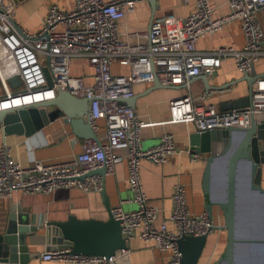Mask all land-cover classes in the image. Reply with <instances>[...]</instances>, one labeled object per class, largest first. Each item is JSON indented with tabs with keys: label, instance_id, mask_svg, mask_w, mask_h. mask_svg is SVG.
Instances as JSON below:
<instances>
[{
	"label": "built area",
	"instance_id": "built-area-1",
	"mask_svg": "<svg viewBox=\"0 0 264 264\" xmlns=\"http://www.w3.org/2000/svg\"><path fill=\"white\" fill-rule=\"evenodd\" d=\"M138 0H74L73 8L61 10L50 5L41 29L28 33L14 25V0H0V112L25 108L54 100L59 90L88 99L87 121L97 140L83 139L80 152L68 160H33L22 166L13 160L10 148L0 146V199L15 192L50 194L57 189L78 188L100 193L104 178L115 167L126 163L127 185L136 210L113 207L111 215L119 222L126 249L110 256L76 255L70 247L48 249L38 257L43 262L69 264H117L126 259L128 244L139 239L167 256L163 264H182L178 241L183 236H209L220 227L202 212L193 214L186 204V188L173 187L171 211L166 220H158V210L148 204L140 170L142 161L159 166L179 152L172 135H164L158 144L143 148V121L128 105L139 84L166 86L189 85L193 78L210 77L229 59L242 76L251 75L264 59V0H225L227 13L215 17L208 0H193V10L183 19L153 21L143 31L125 34L120 24L132 13ZM237 23L243 46H221L212 52H200L197 42L214 36L226 26ZM84 59L88 75L72 76L71 65ZM127 68L128 74L113 75L111 65ZM51 80L47 82L44 71ZM16 77L15 83L9 80ZM87 80H90L88 82ZM171 123L192 124L197 133L226 128H248L251 118L264 120V75L251 84L250 103L244 109L219 113L213 106H195L190 97L176 98L169 106ZM99 122L105 135L98 137ZM191 161L200 155L190 151ZM103 169L104 174L91 173ZM171 225L172 228H169ZM222 228L225 229V226Z\"/></svg>",
	"mask_w": 264,
	"mask_h": 264
},
{
	"label": "crops",
	"instance_id": "crops-1",
	"mask_svg": "<svg viewBox=\"0 0 264 264\" xmlns=\"http://www.w3.org/2000/svg\"><path fill=\"white\" fill-rule=\"evenodd\" d=\"M208 1L215 10V17L227 13L225 0ZM14 2L16 5L14 22L20 30L28 33H36L41 29L50 5H57L63 11L71 10L74 5V0H14ZM193 6V0H156L153 12L147 0H138L134 11L121 22L120 32L124 37V33L146 30L153 21L167 18L181 20L193 10ZM243 43L240 27L237 23H233L214 36L200 39L197 42V49L200 52H212L221 46L240 49ZM73 62L84 65L85 75L90 73L84 59H76ZM111 72L117 76L128 74L127 68L120 67L116 63L111 65ZM252 75H264V59L254 67ZM241 77L242 75L235 69L233 60L229 59L207 80L209 85L220 87ZM151 86L152 84H139L133 87L136 96L133 109L147 124L141 133L142 146L153 147L159 143L162 136L169 134L173 136L175 148L179 153L159 166L142 161L140 179L148 204L158 210L159 221L166 220L171 211L173 187L181 183L186 188V204L190 212L196 215L205 212L207 201L201 182L206 157L200 155L196 161L190 160L186 152L187 150L192 152L189 136L196 131L192 124L170 122V101L190 97L195 106L211 105L219 113L229 112L235 110L230 108L231 102L241 100L248 95L247 84L242 81L228 89L212 90L208 93L205 92L203 82L200 80L193 81L189 85L152 91ZM51 110L53 108H47V112ZM99 125L98 137L102 139L105 135V126L103 122H99ZM3 141L10 148L13 160L22 166H28L33 160L45 162L68 160L80 152L83 139L73 135L70 125L58 116L30 137L7 135L0 130V146ZM261 168V185L264 188V165ZM104 190L110 210L116 206H120L125 212L136 210L137 206L130 202L133 194L127 185L125 162L115 167L113 175L104 178ZM15 213L26 215L29 223L26 227H38V231L26 243L31 256L24 264H69L43 262L38 259L41 253L48 250L43 229L46 223L64 221L69 216L79 220L105 221L108 218L100 193L83 192L78 188L57 189L50 194L32 195L18 191L10 198L0 199V234L8 227L12 214ZM212 219L220 229L207 236L199 264H214L224 253L227 233L222 228L225 226L222 212L215 205L212 206ZM169 228H172L171 225ZM128 249L129 264H163L167 256L166 253L154 249L139 239H133L128 244ZM126 261L121 259L117 264H125Z\"/></svg>",
	"mask_w": 264,
	"mask_h": 264
},
{
	"label": "water",
	"instance_id": "water-1",
	"mask_svg": "<svg viewBox=\"0 0 264 264\" xmlns=\"http://www.w3.org/2000/svg\"><path fill=\"white\" fill-rule=\"evenodd\" d=\"M155 11L156 0H147ZM16 26V24L14 23ZM264 46V43H263ZM49 88L51 80L45 70ZM257 76L246 75L240 79L214 87L208 84V77L201 75L191 82L200 80L204 90L222 91L239 82L247 84L248 95L230 103L231 109H244L250 103V88ZM16 77L9 80L15 83ZM189 83V84H190ZM163 87L154 79L151 91ZM136 96L127 100L133 108ZM88 99H78L67 91L59 90L51 101L25 108L0 112V130L4 134L30 137L48 125L54 117L61 116L70 125L72 134L82 139L97 140L87 121ZM47 108H53L47 112ZM264 120L251 118L248 128H226L189 136L191 151L206 157L201 187L207 201L205 212L212 218V206H217L223 215L227 242L223 255L214 264H264V188L261 185L264 165ZM222 173V193L216 194L213 187V171ZM104 174L97 170L90 175ZM108 218L105 221L79 220L69 216L64 221L49 222L43 227L48 249L70 247L76 255L110 256L120 249H126L119 222L114 220L104 186L100 192ZM254 198L258 201L255 202ZM256 203V204H255ZM255 206H253V205ZM253 206V207H250ZM243 207L246 209L244 210ZM259 210V218L252 220L251 211ZM26 215L12 214L8 227L0 234V264H24L30 258L27 241L35 235L38 227L28 225ZM206 236H183L178 241L182 264H199ZM241 249V251L239 250Z\"/></svg>",
	"mask_w": 264,
	"mask_h": 264
},
{
	"label": "rangeland",
	"instance_id": "rangeland-1",
	"mask_svg": "<svg viewBox=\"0 0 264 264\" xmlns=\"http://www.w3.org/2000/svg\"><path fill=\"white\" fill-rule=\"evenodd\" d=\"M15 14H16V10H15ZM259 21H260V23L264 29V17L261 14L259 15ZM84 73H85V67L82 63L72 62V65H71L72 76H80L81 74H84ZM0 91H1V87H0ZM212 178H213V187L216 190V194L220 195L223 191L222 190V180H223L222 173L218 169L215 168L213 171ZM254 201L257 202L258 200L254 198ZM253 206H255V205H253ZM253 206L250 205V207H253ZM243 209L245 210L246 208L243 207ZM259 215H260V213H259L258 209L256 212L251 211L249 213V216L252 220H257L259 218Z\"/></svg>",
	"mask_w": 264,
	"mask_h": 264
}]
</instances>
